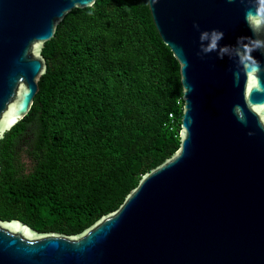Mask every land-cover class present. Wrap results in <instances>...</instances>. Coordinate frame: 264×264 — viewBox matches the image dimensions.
Here are the masks:
<instances>
[{
	"label": "water",
	"instance_id": "1",
	"mask_svg": "<svg viewBox=\"0 0 264 264\" xmlns=\"http://www.w3.org/2000/svg\"><path fill=\"white\" fill-rule=\"evenodd\" d=\"M180 65L178 149L79 234L0 219V264H264V0H147ZM0 0V138L29 111L64 16Z\"/></svg>",
	"mask_w": 264,
	"mask_h": 264
},
{
	"label": "trees",
	"instance_id": "2",
	"mask_svg": "<svg viewBox=\"0 0 264 264\" xmlns=\"http://www.w3.org/2000/svg\"><path fill=\"white\" fill-rule=\"evenodd\" d=\"M42 54L33 103L0 138V219L75 235L178 149L180 65L147 0L72 9Z\"/></svg>",
	"mask_w": 264,
	"mask_h": 264
},
{
	"label": "rangeland",
	"instance_id": "3",
	"mask_svg": "<svg viewBox=\"0 0 264 264\" xmlns=\"http://www.w3.org/2000/svg\"><path fill=\"white\" fill-rule=\"evenodd\" d=\"M22 156H23V157H22V161H25V162L27 163V165L29 166L30 163H29L28 159L25 157L24 154H23Z\"/></svg>",
	"mask_w": 264,
	"mask_h": 264
},
{
	"label": "built area",
	"instance_id": "4",
	"mask_svg": "<svg viewBox=\"0 0 264 264\" xmlns=\"http://www.w3.org/2000/svg\"><path fill=\"white\" fill-rule=\"evenodd\" d=\"M169 117H172V114L171 113L169 114Z\"/></svg>",
	"mask_w": 264,
	"mask_h": 264
}]
</instances>
